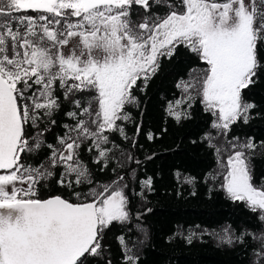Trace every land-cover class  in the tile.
Returning <instances> with one entry per match:
<instances>
[{"label":"snow or ice","instance_id":"obj_1","mask_svg":"<svg viewBox=\"0 0 264 264\" xmlns=\"http://www.w3.org/2000/svg\"><path fill=\"white\" fill-rule=\"evenodd\" d=\"M73 38L78 44L65 55ZM181 45L202 65L177 83L182 97L169 102L168 114L177 122L187 119L188 111L174 109L201 101L216 130L203 137L217 156V169L205 183L218 182L228 199L244 203L264 226V178L253 183L250 164L264 141L227 140L231 125L247 123L256 107L242 94L264 73V0H0V264H89L103 253L113 223L130 222L124 176L94 182L81 149L86 145L95 153L92 163L104 171L119 150L111 134L132 139L135 147L124 128L131 121L126 106L138 107L133 89L143 91L161 58L171 59ZM64 103L73 123L63 125L55 144L46 143L45 134L56 123L52 117ZM220 135L228 148L213 143ZM147 139H153L151 132ZM42 146L49 155L32 163ZM222 152H230L226 161ZM133 160L127 155V162ZM53 177L66 194L41 195ZM195 180L185 178L189 184ZM140 186L134 194L146 200L152 178ZM222 232L202 229L199 236H216L228 245L243 244L246 236L258 240L254 264H264V232L244 229L235 235L231 225ZM194 238L193 231L184 237L188 243ZM117 239L124 264H137L124 236Z\"/></svg>","mask_w":264,"mask_h":264},{"label":"trees","instance_id":"obj_2","mask_svg":"<svg viewBox=\"0 0 264 264\" xmlns=\"http://www.w3.org/2000/svg\"><path fill=\"white\" fill-rule=\"evenodd\" d=\"M134 10L142 12L139 6H134ZM151 11L163 12L166 9L153 8ZM198 65H202V62L181 45L171 59L161 58L158 71L143 91L133 89L134 95L138 97V107L126 106L131 121L124 122V128L128 137L135 138V147L132 139L124 140L118 133L111 134L110 140L119 145V150H114L116 159L110 160L104 171H98L101 165L92 163L95 153L89 154L87 146H82L81 158L92 170L94 182L105 183L118 175L124 176L128 182L125 192L129 197L131 216L130 222L113 223L106 231L103 253L90 258L89 264H108L109 260L111 264H124V251L117 239L121 235L139 257L137 264H254L256 261L255 250L259 249L260 244L258 240L246 236L243 244L228 245L216 236H199L202 229L209 232L215 230L223 235L222 227L226 225L232 226L235 235L244 229L260 235L264 232V226L258 222L257 214L246 208L244 203L228 199L217 186L218 182L208 180L205 183L206 175L217 169V156L203 137L209 131L215 136L216 130L210 127L213 116L205 111L201 101L197 99L191 108L182 103L174 109L188 111L190 116L187 119L182 117L177 122L168 114L169 102L175 103L182 97L177 83L182 79L187 80L189 70ZM258 76V81L242 94L245 100L256 106L250 111L251 118L247 123L238 120L231 125L227 140L238 137L240 142L248 138L257 144L264 141V73H258ZM140 83L137 82L138 85ZM70 110L69 104L64 103L52 117L56 123L50 125L51 130L45 134L46 143L55 144L57 137L65 132L63 125L73 123L65 115ZM148 132L153 134L152 140L147 139ZM213 143L218 147H229L223 135ZM49 151L42 146L31 162L40 163L49 155ZM129 154L134 157L132 162H127ZM228 154L230 152H222L224 160ZM135 160L140 163L136 164ZM118 162L124 163V167H120ZM250 164L253 183H256L264 178V150L259 147L255 149ZM113 168L115 172L111 171ZM132 169L136 170L134 180L130 177ZM59 171L56 169L57 173ZM176 173H180L179 179ZM148 177L152 178L153 191L144 189L145 200L134 192L141 191L140 181ZM192 177L196 178L194 184L185 182V178ZM87 187L82 186L85 191ZM62 193L66 194L56 183V177H53L48 189L41 195ZM189 231L197 233V238L191 243L184 239Z\"/></svg>","mask_w":264,"mask_h":264},{"label":"rangeland","instance_id":"obj_3","mask_svg":"<svg viewBox=\"0 0 264 264\" xmlns=\"http://www.w3.org/2000/svg\"><path fill=\"white\" fill-rule=\"evenodd\" d=\"M78 44V40L76 39V38H73L71 41H70V44L67 46V47H65L64 49H63V52H64V54L65 55H68L69 54V50L73 47V46H76ZM77 54H79V51L77 50ZM228 155H230V154H228ZM228 155H227V157H228ZM227 159V158H226ZM226 161V160H225Z\"/></svg>","mask_w":264,"mask_h":264}]
</instances>
